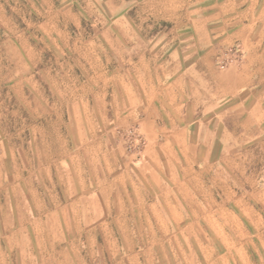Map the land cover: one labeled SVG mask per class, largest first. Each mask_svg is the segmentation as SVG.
<instances>
[{
    "label": "rangeland",
    "instance_id": "374dc122",
    "mask_svg": "<svg viewBox=\"0 0 264 264\" xmlns=\"http://www.w3.org/2000/svg\"><path fill=\"white\" fill-rule=\"evenodd\" d=\"M208 2L190 0L195 18ZM186 3L0 0V264H264V134L233 116L215 123L205 193L177 203L187 232L116 216L139 209L119 181L148 144L127 114L184 70ZM215 204L263 226L242 218V248H223L201 217Z\"/></svg>",
    "mask_w": 264,
    "mask_h": 264
},
{
    "label": "crops",
    "instance_id": "0c3cea01",
    "mask_svg": "<svg viewBox=\"0 0 264 264\" xmlns=\"http://www.w3.org/2000/svg\"><path fill=\"white\" fill-rule=\"evenodd\" d=\"M225 1L202 3L195 18L186 0V29L194 33L186 38L184 70L177 67V76L149 86L150 97L138 105L137 115L128 112L127 120L138 123L148 144L144 161L134 168L136 179L114 181L121 182L119 200H135L139 209L131 213L122 206L117 217L153 218L164 232L168 218L172 233L187 232L186 218L194 214L177 203L205 193L202 176L218 162L210 157L219 138L215 123L233 116L240 127L261 128L264 134V0ZM201 217L223 248H236V242L242 248V218L256 231L263 226L253 209L237 215L224 204L212 205Z\"/></svg>",
    "mask_w": 264,
    "mask_h": 264
}]
</instances>
